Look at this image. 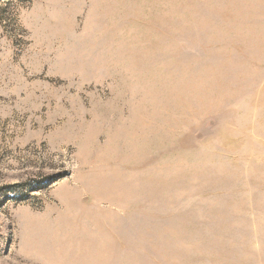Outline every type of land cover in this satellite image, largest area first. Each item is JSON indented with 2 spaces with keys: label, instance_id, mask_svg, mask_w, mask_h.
Returning a JSON list of instances; mask_svg holds the SVG:
<instances>
[{
  "label": "rangeland",
  "instance_id": "374dc122",
  "mask_svg": "<svg viewBox=\"0 0 264 264\" xmlns=\"http://www.w3.org/2000/svg\"><path fill=\"white\" fill-rule=\"evenodd\" d=\"M0 264H264V0H0Z\"/></svg>",
  "mask_w": 264,
  "mask_h": 264
}]
</instances>
